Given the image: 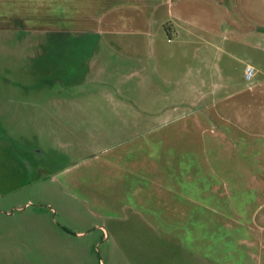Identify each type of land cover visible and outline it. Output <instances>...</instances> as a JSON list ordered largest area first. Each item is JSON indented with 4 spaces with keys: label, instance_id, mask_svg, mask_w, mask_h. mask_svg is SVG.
<instances>
[{
    "label": "rangeland",
    "instance_id": "rangeland-1",
    "mask_svg": "<svg viewBox=\"0 0 264 264\" xmlns=\"http://www.w3.org/2000/svg\"><path fill=\"white\" fill-rule=\"evenodd\" d=\"M154 1L138 30L103 36L104 71L85 79L96 38L46 30L33 16L48 1L0 0V264H264V136L179 120L173 0ZM235 41L216 52L232 79L217 105L264 133V43ZM118 158L149 179L119 184L104 165ZM129 187L146 194L126 214L114 198Z\"/></svg>",
    "mask_w": 264,
    "mask_h": 264
},
{
    "label": "crops",
    "instance_id": "crops-1",
    "mask_svg": "<svg viewBox=\"0 0 264 264\" xmlns=\"http://www.w3.org/2000/svg\"><path fill=\"white\" fill-rule=\"evenodd\" d=\"M40 1L41 3L48 1L49 8H54L55 12L53 14L44 12L46 15L41 12L35 15L37 17H33L44 20L41 23L43 25L48 23L46 30L54 32L55 36L71 37L76 33L83 37L92 36L97 39L92 46V52L91 50L86 51L84 55L82 50V72L84 71L82 78L85 79L91 71L96 70L97 74L104 71L105 65L99 57L103 36L106 34H130L132 31L138 30L137 26L144 24L148 19V16L146 18L139 16V10L143 7L152 8L159 4L154 0ZM178 1L173 0L168 5H170L169 15L174 17L178 25V58L180 64L178 104L183 106L177 114L179 120L191 118L206 120L210 124L209 127L212 128V125H215L219 131L229 136H264V133L251 132L240 118H231L229 114L222 113L217 105L219 100L215 97L219 88L228 87L230 85L228 82L232 80L226 75V70L221 68L220 75H218L219 71L215 65L216 52L220 50L229 56H233L231 42L238 39L243 41L246 38L248 39L243 41L244 44L249 43L248 45L251 44L256 49L262 48L264 43V0H193L192 4L189 2L188 5ZM89 9L92 10L89 15L95 17L93 21L88 20L84 14V11L86 10L88 13ZM16 14L20 21L23 18V20L28 19L26 23H30L31 18H27L26 14L21 15L17 12ZM89 23L93 24L89 25ZM20 26L22 25L20 24ZM23 29H29V27L25 25ZM229 38L231 41L228 44L224 39ZM70 51L71 49L67 45L64 52ZM91 60L93 65L90 66ZM225 65H228L227 61ZM70 97L69 99H73V94ZM212 98L215 99L212 100ZM225 101L226 104L230 102H227V99ZM218 120H223L224 124L216 122ZM123 160L118 158V160L104 161L105 166L112 165L111 169L120 170L122 176L118 177L120 173L117 177L114 176L118 180L120 179L119 184H125L128 187L130 182L126 180L133 179V185H135L139 178L143 180L142 182L149 179L150 176L146 175L138 177V174L132 169L136 168L135 164L123 162ZM144 166L147 167L148 164L146 163ZM144 194L140 191H133L131 187L129 189L119 188V192L115 193L117 197L114 198V201L116 203L123 201V203L118 204L121 205L118 208L128 214L133 208L131 201L140 197L143 198ZM114 206L116 209L115 203ZM108 207L109 205H107Z\"/></svg>",
    "mask_w": 264,
    "mask_h": 264
},
{
    "label": "built area",
    "instance_id": "built-area-1",
    "mask_svg": "<svg viewBox=\"0 0 264 264\" xmlns=\"http://www.w3.org/2000/svg\"><path fill=\"white\" fill-rule=\"evenodd\" d=\"M255 74V68L252 65H247L245 69V76L247 79H251Z\"/></svg>",
    "mask_w": 264,
    "mask_h": 264
}]
</instances>
